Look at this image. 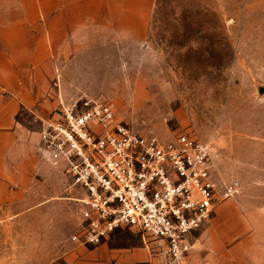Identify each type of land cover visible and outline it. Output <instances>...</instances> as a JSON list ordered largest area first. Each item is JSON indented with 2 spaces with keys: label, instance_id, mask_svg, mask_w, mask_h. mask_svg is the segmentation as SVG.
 Segmentation results:
<instances>
[{
  "label": "rangeland",
  "instance_id": "obj_1",
  "mask_svg": "<svg viewBox=\"0 0 264 264\" xmlns=\"http://www.w3.org/2000/svg\"><path fill=\"white\" fill-rule=\"evenodd\" d=\"M147 1L142 43H127L117 54L94 46L87 80L82 82L84 70L75 71L78 84L64 87L74 90L75 98L60 105L102 99L117 121L138 134L162 142L185 134L208 143L220 192L205 225L228 200L235 202L245 225L253 211L264 221V0ZM105 9L92 7L94 39L108 30ZM234 180L241 193L225 198L222 188ZM51 194L32 195L34 206L24 213L21 203L0 213V264H64L66 256L81 258L79 250L103 244L143 247L155 260L159 243L126 228L98 246L74 244L78 201L71 193L47 199ZM249 233L247 225L244 236ZM258 233L264 239V226Z\"/></svg>",
  "mask_w": 264,
  "mask_h": 264
},
{
  "label": "crops",
  "instance_id": "obj_2",
  "mask_svg": "<svg viewBox=\"0 0 264 264\" xmlns=\"http://www.w3.org/2000/svg\"><path fill=\"white\" fill-rule=\"evenodd\" d=\"M93 6L106 7L109 16L98 39ZM149 10L146 0H0V213L20 203L24 213L34 206V194L81 198L62 167L40 153L38 133L60 103L75 98L74 90L64 88L78 84L75 71L84 70L82 82L87 80L94 46L117 54L127 43H142ZM250 220L252 233L245 237L247 225L235 202L218 205L185 264H264V239L258 237L264 221L258 211ZM78 254L66 256L64 264H158L143 247L103 244Z\"/></svg>",
  "mask_w": 264,
  "mask_h": 264
},
{
  "label": "built area",
  "instance_id": "obj_3",
  "mask_svg": "<svg viewBox=\"0 0 264 264\" xmlns=\"http://www.w3.org/2000/svg\"><path fill=\"white\" fill-rule=\"evenodd\" d=\"M38 135L42 156L61 166L82 195L74 244L98 246L126 228L159 243L158 264H184L219 199L208 143L138 134L96 98L61 104ZM222 193L235 197L241 185L231 181Z\"/></svg>",
  "mask_w": 264,
  "mask_h": 264
}]
</instances>
